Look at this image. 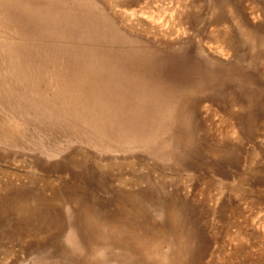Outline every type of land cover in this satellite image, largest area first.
Wrapping results in <instances>:
<instances>
[{
	"label": "rangeland",
	"instance_id": "obj_1",
	"mask_svg": "<svg viewBox=\"0 0 264 264\" xmlns=\"http://www.w3.org/2000/svg\"><path fill=\"white\" fill-rule=\"evenodd\" d=\"M0 264H264V0H0Z\"/></svg>",
	"mask_w": 264,
	"mask_h": 264
},
{
	"label": "bare ground",
	"instance_id": "obj_2",
	"mask_svg": "<svg viewBox=\"0 0 264 264\" xmlns=\"http://www.w3.org/2000/svg\"><path fill=\"white\" fill-rule=\"evenodd\" d=\"M28 2V1H27ZM29 5H31V4H29Z\"/></svg>",
	"mask_w": 264,
	"mask_h": 264
}]
</instances>
